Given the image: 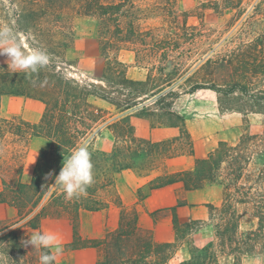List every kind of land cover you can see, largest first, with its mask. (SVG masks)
I'll return each instance as SVG.
<instances>
[{"label": "trees", "instance_id": "1", "mask_svg": "<svg viewBox=\"0 0 264 264\" xmlns=\"http://www.w3.org/2000/svg\"><path fill=\"white\" fill-rule=\"evenodd\" d=\"M199 8L217 14L224 9L222 12L232 11L240 17L250 9L249 19L256 21L258 15L264 22V0H209L201 2ZM135 9L133 0H0V40L6 37V27L20 41L24 38L31 52L39 48L51 57L49 65L35 73L0 64V109L1 99L7 95L38 100L46 107L41 121L35 124L18 117L5 120L0 114V138L8 133L25 143L22 155H12L19 159L17 176L8 180L0 171V204L12 206L19 214L17 222L0 226V264H40L39 257L45 250L24 246L28 238L20 224L27 220L25 226L40 230L45 219L65 218L73 227V239L65 245L68 250L104 248L106 255L100 264H168L180 242L204 224L194 220L181 224L174 207L170 211L175 242L158 244L151 233L139 232L137 212L133 210L126 222L129 213L118 194L107 202L99 198L101 192L115 190L117 174L126 170L141 176L157 173L149 182V190L177 183L189 191L210 185L222 188L221 206L207 205L214 240L204 247L194 246L191 259L182 264H220V256L233 257L235 264H242L245 257L260 256L264 264V26L252 42L242 43L238 52L216 53L210 45L204 57L192 65L189 62L199 51L191 44L188 47L179 40L156 38L148 43L140 39L145 33L134 30ZM76 16L94 18L99 24V47L106 65L102 76L93 82L82 83L64 72L75 65L65 54L70 46L67 41H57V35L73 42L70 21ZM124 19L132 29L129 37L123 34ZM134 38L142 51H158L162 57L177 51V62L169 66V58H165L164 66L146 67L149 72L145 80L130 78L128 65L117 56L111 59L108 53L120 52L122 45L132 43ZM136 61H142L139 51ZM206 90L216 94L220 114H240L245 124L255 126L257 131L246 130L234 144L219 142L205 158H196L192 170L167 171L168 161L195 156L194 139L186 116L176 109L177 102L183 96ZM93 99L112 106L118 117L94 105ZM132 110L153 127L177 129L179 136L161 142L139 138L125 115ZM251 116H259V123L253 125ZM102 125L115 138L110 152L94 148ZM35 137L49 140L51 148L41 151L32 182L25 184L23 162L29 140ZM85 144L94 165V183L72 200L65 199L64 191L57 186L41 206L64 159ZM139 197L145 198L146 194L140 190ZM109 201L121 208L120 228L104 239L82 238L80 212L103 211Z\"/></svg>", "mask_w": 264, "mask_h": 264}, {"label": "rangeland", "instance_id": "2", "mask_svg": "<svg viewBox=\"0 0 264 264\" xmlns=\"http://www.w3.org/2000/svg\"><path fill=\"white\" fill-rule=\"evenodd\" d=\"M208 1L133 0L136 5V9L134 10L135 19L133 20L134 30L145 33L140 39L148 43L156 38L160 40H179L186 43L185 45L188 47L191 44L193 48H198V54H195L189 62L192 65L196 63L198 58L204 57L210 45H214L216 53L226 52L227 50L238 52L242 43L252 42L258 36V33L262 31L264 22L261 21L262 19L258 15L256 21L249 19L248 16L251 15V12L249 13L250 9L248 13L240 17L232 11L225 10L222 12L224 9L221 10V13L217 14L209 9L199 8L201 2ZM244 7H248V3ZM70 22L74 34L73 42L65 39L61 34L57 35V41L62 43L67 41L70 47L65 50V54L75 65L74 67H69L67 71L64 70V72L68 77L77 79L82 83L96 81L102 76L106 65V59L102 57L99 47L100 32L98 21L91 17L76 16L72 17ZM122 26L124 28L123 34L129 37L132 29L129 27L128 21L124 19ZM111 29L114 31L115 27ZM4 31L8 36L1 40L8 39L9 43H0V50L19 45L25 53H32L24 38L20 41L6 27H4ZM185 37H189L190 40H187ZM112 39L114 38L112 37ZM132 41V43L128 42L123 44V50L120 52L110 51L108 56L111 59L117 56L122 62L126 63L129 67L128 76L134 80H145L149 72L146 67L149 66L152 68L153 65H156V67L164 66V63H166L165 58H169V66L177 62V51L168 52L167 57H162L158 51H142L139 42L135 38ZM137 51L140 52L141 62L136 61ZM2 63L12 64L10 57L6 54H0V64ZM96 106L108 112L109 115L116 114L115 109L109 104H102L101 107L96 104ZM176 109L187 118L188 127L195 139L198 156L200 158L206 157L209 152L218 146L219 142L234 144L246 130L251 132L257 131L255 126L250 128L245 124L243 117L237 113L220 114L217 96L209 90L200 91L194 95L183 96L177 102ZM136 111L132 110L125 115L128 116L129 120L130 117H134L136 120H142V124L138 126L140 130L159 128L153 127L148 120L137 117ZM250 119L253 125L258 124L260 121L259 116H251ZM5 135V138H0V171L4 172L5 177L9 180L17 176L16 170L19 165V159L15 160V157H12V155L16 153L22 155L25 143L22 139H17L8 133ZM114 144L115 138L111 131L99 130L97 132L94 141V148L96 150L108 152L113 149ZM195 160L196 158L193 159L191 157L177 160L171 165L170 169H182L188 165H192L194 168ZM170 169L166 166L167 171ZM53 185H51L50 193L45 196L41 206L46 204L50 194L55 190V188H52ZM217 187L219 188L220 197L217 198L215 207H220L222 203V188L220 186ZM116 192V190L103 191L99 194V198L105 202L115 200L116 195H119ZM133 210L136 211L135 209H126V212L129 213L126 222L131 218ZM8 224L10 223L0 222V226L2 227ZM202 224L204 226L199 227V231L191 235L199 236L200 239L208 241L207 245H209L214 240L213 227L209 219L202 221ZM22 230L28 239L30 236L37 234L30 232L26 226H23ZM180 236H183V234ZM188 239L186 242H180V245L187 244L190 253L193 251L194 246L204 247L196 245L192 239ZM31 249L34 248L31 247ZM101 250L103 251V255H106V250L104 248ZM222 259H224L222 264H235V261L229 258ZM242 264H263V260L260 256L245 257Z\"/></svg>", "mask_w": 264, "mask_h": 264}, {"label": "crops", "instance_id": "3", "mask_svg": "<svg viewBox=\"0 0 264 264\" xmlns=\"http://www.w3.org/2000/svg\"><path fill=\"white\" fill-rule=\"evenodd\" d=\"M92 103L95 105L97 104L100 107L102 104H107L106 102L96 99H93ZM45 108V105L41 101L7 95L3 96L1 99L0 114L1 118L5 120L18 117L24 121L35 124L41 121L45 113ZM116 117H118L117 113L114 114L113 118ZM129 121L139 138L153 142H161L179 136V131L175 128H146L142 131L138 127L142 124V120H136L134 117H130ZM99 130L110 131L105 125H102ZM191 135L193 137L192 133ZM50 148L51 142L45 138L35 137L29 140L23 162V183L30 184L32 182L41 151L49 150ZM108 152H110V150ZM187 157L193 159L200 158L198 156L196 144L195 156H183L170 160L167 162L166 166L170 169L174 162ZM192 169V165H188L182 169H170L169 171ZM157 175V173H152L151 176L142 177L130 170L123 171L116 176L115 190L119 193L125 209L136 210L138 215L139 232L151 233L154 241L158 244L173 243L176 241L177 237L173 224V214L170 209L177 207V217L181 224L188 223L192 220L201 222L207 221L210 214L207 205L212 204L215 206L217 198L220 197V192L217 186H206L201 190L189 191L186 190L181 183L158 190H149V182ZM54 186L56 185L54 184L52 188H55L56 190L57 186ZM140 190L146 194L145 198L139 197ZM2 191L3 183L2 177L0 176V193ZM179 203H181V206H179ZM156 212L160 213L158 215H153ZM165 213L167 214L164 215ZM18 220L19 214L15 208L8 204H0V222L15 223ZM26 222L27 220H24L20 225L25 226ZM122 223L121 208L112 201H109V207L103 211L80 212L79 233L84 239H104L108 233L116 232ZM28 229L32 233H50L57 237L59 250H51L53 255H56L57 257L56 264H100L105 259V255H103V251L101 250L102 248H87L81 250H68L65 248V245L70 243L73 239V227L68 218L58 221L45 219L42 223L41 230H31L29 227ZM188 238L192 239L193 243L196 245L205 246L208 244V241L200 239L197 235H191ZM188 238L183 241L186 242V240H189ZM222 258L234 260L231 256H223L220 258L221 264L224 260ZM190 259L191 253L189 248L187 247V244H183L168 264H182Z\"/></svg>", "mask_w": 264, "mask_h": 264}, {"label": "clouds", "instance_id": "4", "mask_svg": "<svg viewBox=\"0 0 264 264\" xmlns=\"http://www.w3.org/2000/svg\"><path fill=\"white\" fill-rule=\"evenodd\" d=\"M6 37L7 33L4 34ZM0 43H9L8 39L0 40ZM0 54L10 57L12 65L28 72H38L50 63V55L43 49H33L31 54L25 53L19 45L0 50ZM51 176V174H49ZM94 183V165L87 144L76 148L64 159L63 167L58 176L55 177V185L62 188L65 199L79 198L86 189ZM25 247L44 249L39 257L40 264H55L56 255L51 253L52 249L59 250V242L54 234L38 233L30 236L23 242Z\"/></svg>", "mask_w": 264, "mask_h": 264}]
</instances>
